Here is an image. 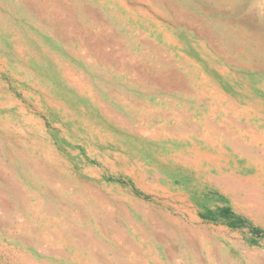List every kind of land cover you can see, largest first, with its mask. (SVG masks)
I'll list each match as a JSON object with an SVG mask.
<instances>
[{
    "label": "rangeland",
    "instance_id": "1",
    "mask_svg": "<svg viewBox=\"0 0 264 264\" xmlns=\"http://www.w3.org/2000/svg\"><path fill=\"white\" fill-rule=\"evenodd\" d=\"M263 200L264 0H0V264H264Z\"/></svg>",
    "mask_w": 264,
    "mask_h": 264
},
{
    "label": "trees",
    "instance_id": "2",
    "mask_svg": "<svg viewBox=\"0 0 264 264\" xmlns=\"http://www.w3.org/2000/svg\"><path fill=\"white\" fill-rule=\"evenodd\" d=\"M237 220V222H231V225H233V226H237L239 223H242L243 221L241 220V218H237L236 219Z\"/></svg>",
    "mask_w": 264,
    "mask_h": 264
},
{
    "label": "bare ground",
    "instance_id": "3",
    "mask_svg": "<svg viewBox=\"0 0 264 264\" xmlns=\"http://www.w3.org/2000/svg\"><path fill=\"white\" fill-rule=\"evenodd\" d=\"M204 155H205V154H204ZM204 155H203V156H204ZM204 157H207V156H204ZM208 159H209V158H208ZM248 196H249V195H248ZM250 196H251V194H250ZM260 200H261V199H260ZM263 201H264V200H263ZM254 202H255V200H254ZM252 203H253V202H252ZM253 205H254V204H253ZM255 206H256V205H255ZM252 207H253V206H252ZM260 207H261V206H260ZM253 208H254V207H253Z\"/></svg>",
    "mask_w": 264,
    "mask_h": 264
}]
</instances>
